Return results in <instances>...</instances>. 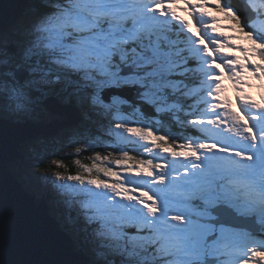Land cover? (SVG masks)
<instances>
[{"label": "snow or ice", "instance_id": "obj_1", "mask_svg": "<svg viewBox=\"0 0 264 264\" xmlns=\"http://www.w3.org/2000/svg\"><path fill=\"white\" fill-rule=\"evenodd\" d=\"M0 264H264V0H0Z\"/></svg>", "mask_w": 264, "mask_h": 264}, {"label": "rangeland", "instance_id": "obj_2", "mask_svg": "<svg viewBox=\"0 0 264 264\" xmlns=\"http://www.w3.org/2000/svg\"><path fill=\"white\" fill-rule=\"evenodd\" d=\"M191 41H190V46H191ZM194 49V48H193ZM251 95H253V97L255 99H259V91L258 90H252L250 92ZM229 95H232V93H229ZM125 121L126 122H139V123H144L145 121L143 120L142 117L139 116L138 113L136 112H130L125 118ZM156 127H159V126H156ZM164 131H167V129H162ZM23 154H22V157H17L16 159H14L12 162H11V165L9 168L10 170L19 178V180L23 181L25 183V186L27 188L28 191L30 192H33V191H38L40 190L42 193H43V189L44 190H51L53 194L54 193V190H53V187L51 185V183L48 181V180H45L43 179L40 175H33L32 172L34 171H37L35 169L33 170H29L28 169V159L25 157V153L23 150H20ZM73 151V149H64L63 150V154H67L68 152H71ZM25 155V156H24ZM74 156V158L77 160V159H82L81 157H84V159L86 160H89L91 163H92V160H91V153H82L80 155H72ZM53 157V156H52ZM54 159H60V156H54V158H49L47 159L48 163L50 165L53 166L52 164V160ZM39 172L41 173H47L49 175L51 174H54L55 172L59 171L57 169H54L53 167H47V168H40L38 170ZM61 172V171H59ZM62 174L64 175H68L67 173L65 172H61ZM34 189V190H33ZM36 195V194H35ZM36 198H39L41 199L40 197H38L36 195ZM59 206L55 203L53 209H58ZM70 220V222L72 221L70 218H68Z\"/></svg>", "mask_w": 264, "mask_h": 264}, {"label": "trees", "instance_id": "obj_3", "mask_svg": "<svg viewBox=\"0 0 264 264\" xmlns=\"http://www.w3.org/2000/svg\"><path fill=\"white\" fill-rule=\"evenodd\" d=\"M193 54H195V53H193ZM19 153L22 156L23 153L20 150H19ZM49 158H54V156L53 157L49 156L48 159ZM81 158L82 159L76 160L74 158V156H70V157L66 156V158H64L62 160V163L65 165V167L61 168V169H57L54 165L53 166L50 165L48 163V161L46 160L41 168L53 167L54 169H57L61 172H65L67 174L69 173L68 175H76L81 171V165L91 164V162L89 160L84 159V157H81ZM21 182L24 185V187L26 188L25 183L23 181H21ZM26 190H27V188H26ZM31 193L36 194L38 197L41 198V199H39V198H37V199L46 201V203L48 204V206L50 208L49 209V215L54 217L56 219V221L58 222V224L60 225L61 229L65 232H67L71 236L72 229L75 227L74 222L73 221L70 222V220L68 218H65L63 216V213H62L60 208H58L59 210L53 209V207L56 203L55 202V194H53L52 191L49 189L48 190L43 189V193L40 190L33 191Z\"/></svg>", "mask_w": 264, "mask_h": 264}, {"label": "water", "instance_id": "obj_4", "mask_svg": "<svg viewBox=\"0 0 264 264\" xmlns=\"http://www.w3.org/2000/svg\"><path fill=\"white\" fill-rule=\"evenodd\" d=\"M10 3H19L21 0H9ZM20 11V10H18ZM20 153L19 151L12 154L11 162L19 157ZM20 157H22L20 155ZM5 183L7 184V187L11 192L14 194H17L23 198V200L28 203L30 206H32L46 221L48 227L51 229L60 232L62 234H65L69 238L71 237L67 232L63 231L56 221V219L49 215V206L46 203L45 200H38L36 199V196L32 194L30 191L26 190L22 182L19 180V178L10 170L5 174Z\"/></svg>", "mask_w": 264, "mask_h": 264}, {"label": "clouds", "instance_id": "obj_5", "mask_svg": "<svg viewBox=\"0 0 264 264\" xmlns=\"http://www.w3.org/2000/svg\"><path fill=\"white\" fill-rule=\"evenodd\" d=\"M35 195V194H34ZM36 196V195H35ZM37 199V198H36ZM39 199H37V201H38Z\"/></svg>", "mask_w": 264, "mask_h": 264}, {"label": "bare ground", "instance_id": "obj_6", "mask_svg": "<svg viewBox=\"0 0 264 264\" xmlns=\"http://www.w3.org/2000/svg\"><path fill=\"white\" fill-rule=\"evenodd\" d=\"M69 174V173H68Z\"/></svg>", "mask_w": 264, "mask_h": 264}]
</instances>
